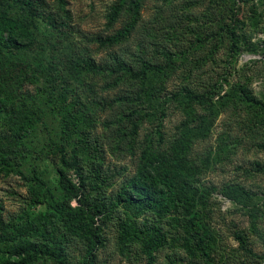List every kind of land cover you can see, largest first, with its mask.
Listing matches in <instances>:
<instances>
[{
	"label": "rangeland",
	"instance_id": "rangeland-1",
	"mask_svg": "<svg viewBox=\"0 0 264 264\" xmlns=\"http://www.w3.org/2000/svg\"><path fill=\"white\" fill-rule=\"evenodd\" d=\"M139 1L35 0L33 40L0 43V264H60L59 242L90 264L94 240L93 264L264 263V0ZM158 157L187 178L164 213L127 198L141 172L165 190Z\"/></svg>",
	"mask_w": 264,
	"mask_h": 264
},
{
	"label": "trees",
	"instance_id": "trees-1",
	"mask_svg": "<svg viewBox=\"0 0 264 264\" xmlns=\"http://www.w3.org/2000/svg\"><path fill=\"white\" fill-rule=\"evenodd\" d=\"M130 2L131 7L136 10L139 7V0H127ZM217 1V0H216ZM220 1V0H218ZM1 3V13H0V43L4 44L7 47L20 48L29 44L33 40V33L29 30L31 20L29 17L36 16L39 14V8L35 0H0ZM20 4L26 11L24 18H14L11 16V9L15 4ZM120 10V9H119ZM119 10H114V13H117ZM237 15H234V26L238 27L239 20ZM130 24L128 23L124 28L120 29L118 32L106 36L105 38H98V41L101 45L113 44L117 41H120L126 38L130 32ZM26 41V42H25ZM93 69L96 72H101L104 70L111 71H121L124 69H130L127 67L124 62L118 61L113 67L106 68L104 66H95ZM147 67L141 69V73L147 71ZM187 95L191 99L200 98L198 94H195L194 91L188 90ZM62 160L67 165L73 166V164L67 162L65 158V153L62 155ZM156 163V173L159 176L158 181L164 185L165 190H156L155 186L157 184L156 179L149 173L141 172L139 176L134 178L131 182V192L127 193V198L136 205L139 209H148L156 210L159 213H164L169 210L179 199L182 192V184L187 182L176 164L165 163L161 157H158L156 160L152 161L151 164L155 166ZM64 185L68 190H71L72 193H76L78 189L74 184H72L67 178H64ZM36 200L39 202L45 201V199L37 195ZM65 209V207H64ZM67 212L75 217L79 215V224L87 227L93 237H95V227L93 226V210H90L86 207L80 209V206L67 209ZM194 230L197 234V238L201 242L202 248L208 243V239L205 234L204 226L201 220L196 219L193 222ZM25 234H30L34 236H41L47 238L46 234L38 232H29L25 231ZM97 241V240H96ZM89 248V263L93 264L95 257V242ZM65 251L62 247V243L57 244V250L55 252V258L60 264L64 263Z\"/></svg>",
	"mask_w": 264,
	"mask_h": 264
},
{
	"label": "bare ground",
	"instance_id": "bare-ground-1",
	"mask_svg": "<svg viewBox=\"0 0 264 264\" xmlns=\"http://www.w3.org/2000/svg\"><path fill=\"white\" fill-rule=\"evenodd\" d=\"M264 264V263H263Z\"/></svg>",
	"mask_w": 264,
	"mask_h": 264
}]
</instances>
